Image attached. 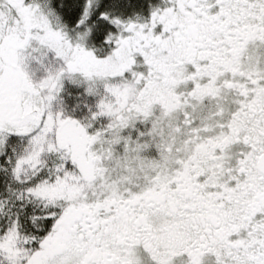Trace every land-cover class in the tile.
Here are the masks:
<instances>
[{
	"label": "snow or ice",
	"instance_id": "snow-or-ice-1",
	"mask_svg": "<svg viewBox=\"0 0 264 264\" xmlns=\"http://www.w3.org/2000/svg\"><path fill=\"white\" fill-rule=\"evenodd\" d=\"M0 264H264V0H0Z\"/></svg>",
	"mask_w": 264,
	"mask_h": 264
}]
</instances>
